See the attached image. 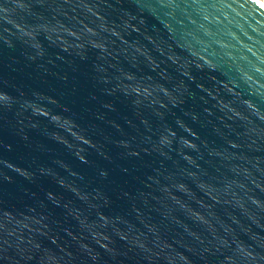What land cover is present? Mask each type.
Returning <instances> with one entry per match:
<instances>
[{"label":"water","instance_id":"1","mask_svg":"<svg viewBox=\"0 0 264 264\" xmlns=\"http://www.w3.org/2000/svg\"><path fill=\"white\" fill-rule=\"evenodd\" d=\"M0 264H264V4L0 0Z\"/></svg>","mask_w":264,"mask_h":264},{"label":"bare ground","instance_id":"2","mask_svg":"<svg viewBox=\"0 0 264 264\" xmlns=\"http://www.w3.org/2000/svg\"><path fill=\"white\" fill-rule=\"evenodd\" d=\"M259 1H261V0H259ZM263 4H264V2L263 1H261Z\"/></svg>","mask_w":264,"mask_h":264},{"label":"rangeland","instance_id":"3","mask_svg":"<svg viewBox=\"0 0 264 264\" xmlns=\"http://www.w3.org/2000/svg\"><path fill=\"white\" fill-rule=\"evenodd\" d=\"M261 1H263V2H264V0H261Z\"/></svg>","mask_w":264,"mask_h":264}]
</instances>
